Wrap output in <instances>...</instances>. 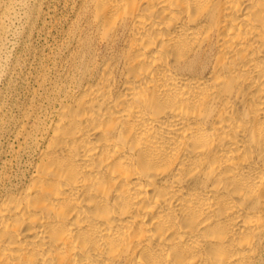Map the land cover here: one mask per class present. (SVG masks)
<instances>
[{
	"label": "bare ground",
	"instance_id": "bare-ground-1",
	"mask_svg": "<svg viewBox=\"0 0 264 264\" xmlns=\"http://www.w3.org/2000/svg\"><path fill=\"white\" fill-rule=\"evenodd\" d=\"M84 1L0 264H264V0Z\"/></svg>",
	"mask_w": 264,
	"mask_h": 264
},
{
	"label": "rangeland",
	"instance_id": "rangeland-1",
	"mask_svg": "<svg viewBox=\"0 0 264 264\" xmlns=\"http://www.w3.org/2000/svg\"><path fill=\"white\" fill-rule=\"evenodd\" d=\"M84 0H0V188L29 167L93 33Z\"/></svg>",
	"mask_w": 264,
	"mask_h": 264
}]
</instances>
